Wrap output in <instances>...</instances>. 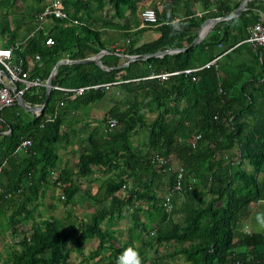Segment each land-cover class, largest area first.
Here are the masks:
<instances>
[{"label": "trees", "instance_id": "16d2710c", "mask_svg": "<svg viewBox=\"0 0 264 264\" xmlns=\"http://www.w3.org/2000/svg\"><path fill=\"white\" fill-rule=\"evenodd\" d=\"M33 1L26 16L17 14L27 37L13 42L21 24L16 22L0 46L18 45L12 58L20 57L24 68L26 59L37 56L29 74L44 80L59 59L114 51L128 37L129 26L138 23L134 11L139 0H60L68 16L82 25L51 18L43 33L34 30V15L43 0ZM15 2L0 0L4 16ZM106 2L115 9L112 15L91 14L92 5L99 12ZM120 5L132 15H123ZM229 10L223 5L219 14ZM155 15L159 23L161 17ZM179 21L180 31L161 23L155 39L138 44L128 39L121 53H152L184 43L182 51L133 60L123 67L117 66L125 57L102 54V65L114 67L110 71L92 62L61 63L52 85L109 84L71 99L51 88L41 114L30 118L16 103L0 108V234L8 231L13 238L0 264H70L71 253L80 256V264H117L127 248L138 252L142 264H175L176 259L183 264H264V230L242 228L250 206L264 201V48L242 42L223 55L237 42L236 37L228 38L227 28H219L231 19L217 22L203 39L189 45L202 18ZM6 29L2 26L0 35ZM47 37L52 40L49 45L44 42ZM217 43L222 47L215 50ZM206 50L210 54L202 55ZM237 50L246 58L229 62ZM218 54L219 59L203 66ZM187 68L192 70L180 72ZM173 71L178 72L162 80L147 78ZM43 98L44 86L22 95L30 105L41 104ZM102 100L110 105L85 134V148L71 167L60 165L57 148L75 136L66 132L65 116ZM55 108L59 116L46 120ZM107 116L118 121L110 131H104ZM25 138L31 140L28 149L16 150ZM155 154L170 155L171 163L157 166L151 161ZM93 166L112 174L103 177L92 195L82 191V198L94 206L85 220L73 217L67 207L63 218L36 219L34 212L48 186L59 188L57 198L64 206L74 203L78 179L91 181ZM178 166L183 169V185L170 195L167 210L164 196ZM121 218L129 222L123 239L120 229L113 228ZM94 237L95 246L85 253L84 243Z\"/></svg>", "mask_w": 264, "mask_h": 264}, {"label": "crops", "instance_id": "0c3cea01", "mask_svg": "<svg viewBox=\"0 0 264 264\" xmlns=\"http://www.w3.org/2000/svg\"><path fill=\"white\" fill-rule=\"evenodd\" d=\"M239 3H243V8L241 9V11L233 16H227L231 11H233V9H235L238 6ZM220 4H222V6H220ZM223 5L230 8L229 13L226 15L222 13L219 14L220 12H222ZM144 6H149V7L152 6L151 8H153L156 14H158L161 17V21L159 23L157 22V24L154 26H150V27L142 26L140 22V18H139V11ZM120 8H121V12L123 15L127 17L132 15L128 7H125L124 5H120ZM114 10L115 9L112 7V4L110 2H106L104 6L102 7L101 11L99 12L95 8V6L92 5L91 14L95 13L97 15L102 14V15L109 16V15H112ZM17 14L16 16L19 18ZM24 15L26 16V14ZM134 15L136 16L138 23L136 26H133V27L131 25L129 26L127 30L129 32V35L128 37L125 38L124 41L119 42L117 44L115 43L116 47L118 48L117 50L118 52L113 51L115 53H112V52H106V53L116 54L120 56L119 53H121V51L123 50L124 43H126V39L127 40L135 39L136 44L140 42H146V41L155 39L160 33L159 26L161 25V23L170 24L171 20H175V19L181 20L185 18H193V19L202 18V21H204L205 19H209V18L221 17L219 20H217L216 22H214L212 25L209 26V30L201 39H203L211 31V29L213 28L215 24H217V22L231 19V21L227 25H225L224 23L219 25V28L221 30L223 28H227L228 38H231V37L237 38L236 43H234L232 46H229L227 49L223 51L222 54L224 55V53L226 52L229 53L231 49H233L234 47H237V45L244 42L242 40L246 37V26L247 25L255 21H261V23L264 24V0H222L221 2H219L218 0H139L136 4ZM17 19H16V22L21 23V24L15 31L13 42H19V40H23L28 35L26 33L23 22L20 21V19L18 20ZM247 21H248L247 25L246 26L243 25V23H246ZM47 22L48 20H46V22L43 23V27L45 23ZM128 22H130V20ZM200 24L197 28L194 29L195 36L199 33V31L201 33L202 32L204 33L207 29L206 26L203 28H200ZM18 30L22 31L21 38L16 36L18 33ZM5 37L8 38V36H5ZM7 38H4V39H7ZM4 41L5 40H0V44H3ZM128 42L129 40L127 41V43ZM186 47L187 46L183 43L182 47H174V48H181V50L176 49L168 53L182 51ZM220 47H222V43H217L214 45L215 50H217ZM205 53L210 54V51L206 50L204 53H202V55ZM121 54L123 57H125L126 55L123 53ZM220 55L221 54L216 55L217 56L216 59H219L218 57ZM245 55L246 54H244L243 50H237L231 55L229 62L239 63L243 59L246 58ZM216 59H214L212 63H214ZM208 61H211V60H208ZM1 78L3 82H6V77L1 76ZM85 109H86V112L85 111L82 112V110H72V113L70 115H77V118H75V120L70 119L69 114L65 116L64 124H65L66 132H68L69 137H71V135H75V136L73 138V142L68 143L65 146L58 147L59 158L62 163L61 164L62 166L71 167L74 164L79 152L85 148V143L83 142V138L85 137V134L88 132V126L90 127L93 126L94 123L92 121H95V119H97L98 117V112L96 111L97 108L93 104L89 103ZM22 110H25V109L22 108ZM25 112L27 111L25 110ZM30 114L32 113L31 112L25 113V117L30 118L31 117ZM100 117L101 115L98 118ZM81 125H83V130L78 131V128ZM138 138H140V136H138ZM93 169H95L94 172L92 173V177L94 178L91 181L84 180L83 178L78 179L79 188H80L79 195L76 194L74 196V203H71V204L76 205L79 208H89V207L93 208L94 207L90 200L87 201V199L82 198V196L85 195V194L82 195V191L87 190L89 191V194L92 195L99 188L103 177L112 174L111 170L96 169L95 166H93ZM160 180L161 178L159 180L155 179L157 184L160 183ZM118 192L121 194L122 189H119ZM250 207H251L250 215L246 219V222H243V223L248 224L251 230H256V229L258 230L259 228L255 220V217L258 213H264V201H259L257 203H254ZM71 213L73 217L76 216V214L73 211H71ZM245 230L249 231V229H245Z\"/></svg>", "mask_w": 264, "mask_h": 264}, {"label": "built area", "instance_id": "2783aa9c", "mask_svg": "<svg viewBox=\"0 0 264 264\" xmlns=\"http://www.w3.org/2000/svg\"><path fill=\"white\" fill-rule=\"evenodd\" d=\"M40 11L34 15L35 27L34 30L43 31V23L46 20L51 18H56L59 20H66L67 23L78 27L82 25V22L77 18L69 17L68 14L63 10L60 0H43L40 5ZM139 18L142 26H154L157 24L155 11L149 6H144L139 11ZM45 31H43L44 33ZM128 40L126 39V42ZM249 43L252 47L260 46L264 48V24L261 21H255L246 26V37L242 40ZM45 44L49 45L52 43L50 38L44 40ZM17 49L18 45L14 46H0V69L6 75V82H3L0 76V108L3 106H8L17 102V98H22V95L31 88H38L45 85V80L38 75H30L29 71L33 67L34 63L38 59L36 56L34 59H26V67H23V60L20 57H17L15 60L12 58V50ZM118 48L115 46L114 51H117ZM214 57L211 61H208L203 66H208L212 63ZM69 60L67 57L63 58ZM192 69H183L180 72L188 73ZM178 71L173 72H159L151 73L147 78L154 77L159 80L165 79L168 75L174 74ZM109 83L102 84H92V85H81L76 87H62L57 85H51V88L58 89L66 93V98L71 99L76 95L81 94L83 91L89 88H97L102 86H107ZM218 91L221 92V89L218 88ZM23 100V99H22ZM63 99L58 101V105L63 104ZM27 103V102H26ZM29 104V103H28ZM56 115L59 116L57 108L53 112V116L46 118V120H52ZM118 125L116 118L112 116H107L105 119L104 131H110ZM199 135H195L197 139ZM194 143V142H193ZM192 143V145H193ZM31 144V140L28 138L22 139L16 147V150L26 151ZM153 163L158 165H167L171 163V156H161L155 154L151 160ZM182 172L183 169L181 166H178L175 171V178L171 187L166 191L164 199L166 204V209L170 205L169 197L174 191H178L182 188ZM248 232V230L246 231Z\"/></svg>", "mask_w": 264, "mask_h": 264}, {"label": "rangeland", "instance_id": "374dc122", "mask_svg": "<svg viewBox=\"0 0 264 264\" xmlns=\"http://www.w3.org/2000/svg\"><path fill=\"white\" fill-rule=\"evenodd\" d=\"M33 3H34L33 0H17V2H15V4H13L12 6H10L9 9H7V12L5 13L6 16H4V12H2L3 8H0V28L2 26H5V28H7L5 33L0 35V40H6V39H4V38H7L5 36H9V34L13 31V29L16 25V18H17L16 14L17 13L23 14V15L27 14L29 12V10L32 8L31 5H33ZM18 16L20 17V15H18ZM21 35H22V31L18 30V33L16 36L21 38ZM17 37H16V39H17ZM103 101L104 100L97 101V102H95V104H93L97 108L96 111L98 112V117L100 115L102 116V114L104 113L105 106L107 107L108 105H110L108 102L106 104ZM105 102H106V100H105ZM83 111L86 112V109H83L82 112ZM75 118H77V115H70V119L75 120ZM92 122L95 125L97 123V119H95V121H92ZM71 127H73V126H71ZM90 128L91 127L88 126V130ZM78 129L83 130V125H81ZM141 131H143V130L138 131L137 135H141L142 134ZM57 153L59 154L58 148H57ZM61 164L62 163L60 161V165ZM58 192H59V188H57V187H51V186L47 187V189L45 190L44 196L40 199L41 203L38 205L36 212H34L36 219L42 220L46 216H49V215H55L56 217L63 218L64 216H66V211L64 208L67 207L68 210L73 211L76 214L78 219L85 220L87 218L86 214L93 211V208H90V207L89 208H79L76 205H73L71 203H67L64 206L63 203L60 200H58V198H57ZM158 194H161V193L158 192ZM144 218H145V214L143 212H141L140 213V219H144ZM1 220H3V219H1ZM128 223L129 222L127 221L126 218H121L117 222L116 225H113V228L120 229L119 238L123 239L126 237L125 227H126V224H128ZM242 228H243V230L249 229V232L252 231L251 228L246 223L243 224ZM96 240H97V238H95V237L91 238L89 240H86V242L83 245L85 253H87L88 250L92 249L95 246ZM12 241H13V238L8 234V231H6L3 234H0V259L5 255V251L7 250V248H6L7 243H10ZM79 259H80V256L76 255L75 253H71L70 264H80ZM91 262H92V260L89 261V263H91ZM183 263L184 262L181 261V259L175 260V264H183Z\"/></svg>", "mask_w": 264, "mask_h": 264}, {"label": "water", "instance_id": "95a60500", "mask_svg": "<svg viewBox=\"0 0 264 264\" xmlns=\"http://www.w3.org/2000/svg\"><path fill=\"white\" fill-rule=\"evenodd\" d=\"M243 8V3H239L238 6L233 9V11H231L227 16H233L237 13H239L241 11V9ZM221 17H214V18H209V19H205L204 21H202V23L200 24V28L203 27H207L206 31L203 33H201L199 31V33L192 39V41L190 42L189 45H193L194 43H196L197 41H199L209 30V26L212 25L214 22H216L217 20H219ZM181 50V48H167V49H162V50H158L152 53H143V54H134V55H125L126 57V61L121 63L120 65H118L117 67H123L126 66L129 62L133 61V60H137V59H146L148 57H154V56H160L162 54L171 52L173 50ZM106 52H112L115 53L113 51H108V50H100L98 53L85 57V58H81V59H59L57 60L54 65L52 66V68L50 69V72L48 74V76L45 79V85H44V98L41 104L39 105H30L28 103H26L25 101L22 100V98H17V102L16 104L18 106H20L21 108L25 109L26 111L31 112L32 114L38 116L39 114H41L44 106L47 103L48 97H49V91L51 89V79L54 75L55 69L57 68V66L61 63H85V62H92L96 65H98L99 67H103V69L110 71L112 70L114 67H104L101 63V61L99 60V57L106 53ZM120 56H122L121 53H119ZM0 76H4L6 77L5 73L0 69Z\"/></svg>", "mask_w": 264, "mask_h": 264}, {"label": "clouds", "instance_id": "9594fccd", "mask_svg": "<svg viewBox=\"0 0 264 264\" xmlns=\"http://www.w3.org/2000/svg\"><path fill=\"white\" fill-rule=\"evenodd\" d=\"M170 26L174 31L181 30V23L178 19L171 20ZM255 220L258 228L264 230V213H258ZM117 264H142V260L135 249L127 248L118 258Z\"/></svg>", "mask_w": 264, "mask_h": 264}]
</instances>
